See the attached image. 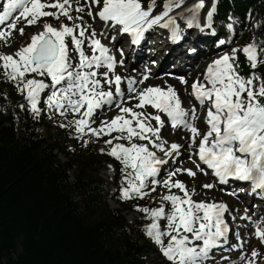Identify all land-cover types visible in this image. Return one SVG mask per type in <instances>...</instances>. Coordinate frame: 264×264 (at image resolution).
I'll list each match as a JSON object with an SVG mask.
<instances>
[{
  "label": "snow or ice",
  "instance_id": "6c2138e0",
  "mask_svg": "<svg viewBox=\"0 0 264 264\" xmlns=\"http://www.w3.org/2000/svg\"><path fill=\"white\" fill-rule=\"evenodd\" d=\"M156 3L157 0H151L144 7L142 0H83V4L81 0H2L0 42L5 47L11 46L12 34L21 20L25 22L24 27L18 29L21 36L25 35L26 27L37 26L45 17L61 23L57 28L44 20L43 30L33 34L30 43L21 46L13 54L0 53V69L3 70L0 75L25 96L34 117L38 118L42 110H52L65 118L71 113L73 117L79 118L67 120L60 127L74 128L77 139L83 140L85 136L96 139L111 137L105 140V145H111L106 154L122 165L127 184L121 189L122 198L144 199L156 191L157 185L168 190V194L162 196V200L170 204L167 211L164 204L158 208L136 209L151 220L146 227V235L170 264H204L210 252L219 246L217 241L225 238L229 231L224 220L228 207L223 203L195 201L194 190L190 192L182 181H174L172 177L180 172L192 178L196 177L197 172L207 174L201 167L203 164L212 171L220 184L230 179L250 182L254 193L259 190L260 194H264V75L257 72L264 65V38L254 39L242 49L233 48L231 54L223 55L207 68L204 78L206 83L197 81L191 85L192 95L201 107L208 104L205 117L208 131L201 133L192 122L197 119L195 108L191 113L185 111L174 88L168 86L165 90L150 86L137 90L136 86L149 78L147 74L139 81L127 80L128 92L136 93L135 98L139 103L132 107L122 106L123 78L120 75L109 78V73L114 74L118 62L110 54V49L97 38L98 34L92 25L84 21L87 9L86 14L93 21L98 18L113 30L119 26L122 33L133 37L134 44L139 43L144 33L157 25L161 28L175 26L172 31L176 38L178 25L175 18H168L164 23L161 21L169 17L174 7L182 6L184 0H167L162 13L153 16ZM217 3L218 0H212V6L206 14L207 22L212 20ZM93 8L98 11L94 13ZM204 8L205 0H198L189 9L191 16L185 18L189 28L200 27L198 16ZM73 11L77 15L73 16ZM258 26L264 27V24ZM232 27V24L228 25L229 29ZM99 35L104 36V32L101 31ZM114 41L115 37L112 36L110 42ZM86 42L91 55L86 54ZM227 42L220 40L219 44ZM119 51L123 56V50ZM73 52L76 53L75 58ZM237 52L244 54L251 69L247 76L239 72ZM77 58L78 63L75 62ZM101 68L107 71L101 73ZM29 76L33 78H26ZM98 76L102 77L109 90L104 89ZM35 77H46L51 83ZM180 80L181 83H187L183 78ZM113 84L115 93L111 91ZM49 89L50 94L43 101L45 109H41L38 107L41 95ZM113 104L119 108L120 114L111 120H101L98 127H93L97 110H103L105 105L111 108ZM146 105L165 114L172 128L191 133L187 147L193 149L189 159L192 155L198 157L199 163L193 161L196 171L177 168L168 173L167 179H157L161 166L173 159L174 153L179 154L182 145H169L162 139L161 129L165 122L161 115L134 110L143 109ZM20 107L23 108V105ZM152 121L156 122L155 126ZM113 133L117 135L113 136ZM113 141H126V144ZM134 141H147V144ZM89 142L84 140L85 145ZM149 145L168 159L158 157ZM101 152L105 153V149H101ZM202 187L212 189L215 185L204 184ZM174 188L183 195L172 193ZM242 218L251 219L247 216ZM161 221L165 222L163 227ZM253 225L256 238L264 244V226L257 221H253ZM260 255L258 250L253 249L247 264H256ZM240 259L244 260L245 256L242 255Z\"/></svg>",
  "mask_w": 264,
  "mask_h": 264
},
{
  "label": "trees",
  "instance_id": "16d2710c",
  "mask_svg": "<svg viewBox=\"0 0 264 264\" xmlns=\"http://www.w3.org/2000/svg\"><path fill=\"white\" fill-rule=\"evenodd\" d=\"M216 20L232 24L246 46L264 38L258 26L264 0H218ZM237 57L247 76L244 54ZM257 72L264 75V65ZM5 86L0 83V264H162L154 242L127 218L143 204L113 199L123 180L103 176L107 156L70 153L60 132H40L53 127L44 110L34 117L24 96L16 89L6 94Z\"/></svg>",
  "mask_w": 264,
  "mask_h": 264
},
{
  "label": "rangeland",
  "instance_id": "374dc122",
  "mask_svg": "<svg viewBox=\"0 0 264 264\" xmlns=\"http://www.w3.org/2000/svg\"><path fill=\"white\" fill-rule=\"evenodd\" d=\"M142 2L144 4H149L148 0H142ZM159 2H160V0H159ZM166 3H167V0H166ZM205 3H207L208 7L211 8L212 0H205ZM81 4H83V0H81ZM147 6L148 5H144V7H147ZM0 10H2V8H0ZM46 10L55 11V9H46ZM86 11H87V9H86ZM86 11H85V14H84V21L87 22L88 24L92 25V28H94V23L92 22L93 19L87 16ZM96 11H98V9L97 8H93V12L95 13ZM162 11H163V8L158 10L157 7L155 6L154 7V11L152 12L153 16L162 13ZM170 13H172V11ZM72 15L75 16V15H77V13L73 11ZM44 20H47L49 23L53 24V26H55L57 28L60 27L61 21L53 20L51 17H45V18H43V20H41V22L37 26L26 27L25 28V35L21 36L19 34L18 29L20 27H24V23H25L23 20H21L18 23L17 30L15 32H13V34H12L11 46L10 47H5L3 45V43L0 42V53L13 54L21 46H24V45H27L28 43H30V37L33 34L39 33L40 31L43 30V22H44ZM61 20H63L65 23H68L64 18H61ZM203 22H204V20H203ZM209 23L210 22H208V26H206L204 24L205 27L202 30H206L207 34H210L212 36L211 41L209 39L211 37H209V38H204L203 37V31L200 33L199 30H196L195 36H196V38L198 37L200 39L199 40V44H202V47L200 45H198V44L191 43L192 39H187V40L185 39L184 46L182 48L177 49L176 51H170L168 49L163 48V50L160 51L159 55L155 54V57L153 56V59H151V60H153L156 63V65H158V67L155 68V71H153V73H150L151 76H149V78L150 79H156V78L158 79L159 77L162 76L160 74L164 73V74H167V76L169 78H171V79L173 78V79H176L178 81V78L172 77L171 72H168V71L164 72L166 70H163V72L160 71V66H161V63H162V59L163 58L165 59L169 53L181 52V55L186 60L188 58L185 56V54L190 56V52L197 48L198 51L200 52V53H198V51L196 49V51H197L196 58L198 60V62L196 64L197 65V69H194L195 72L194 71L191 72L193 74H187L186 76L184 75V74H186L185 72L180 74V75H184V77H181V78L186 80L187 83L186 84L181 83V80L179 78V81L177 83H178V85L180 87L177 86V85L169 84L172 88L175 89L176 92H177V89L179 90V88H180V91L182 90L181 95L179 96L180 99H182V97H183L185 100H191V95H192L191 85L194 82H197V81L202 82V83H206L204 78H205V74H206L207 68L210 65H212L215 60L219 59L223 55L231 54L233 48L242 49L243 46H244V44L242 43V40H240V37L237 36L238 38L236 37V39H234L233 43L230 46L229 45L227 46L228 49L226 51H224V52L221 51V52H218L217 54L215 52L209 54V51L215 50V47H213V44H215L216 42H218L219 39H221V37H219V36L224 35L223 36L224 38H222V40L230 42V40L232 38L231 33L235 32V31L229 29L226 26V24L219 22V25L222 28H224L223 29L224 33L223 34L217 33L213 29L212 23L210 24V26H209ZM0 27H3V26H0ZM109 28L110 27L106 28V25H105L102 30L98 29L97 38L100 37L99 38L100 40H102V38L105 40V35L107 34ZM89 31H91V29ZM101 31H104V36H102V37L99 35V33ZM111 31H112V29H111ZM226 33H227V35H225ZM112 36L116 37V35H111L110 38ZM108 41L110 42V39ZM161 43L163 44V41H161ZM115 44H117L116 39H115L114 42H110V44L108 46H107V44H104V45L107 46L108 48L109 47L111 48ZM190 46H195V47L187 49ZM141 50H143V47L141 48ZM85 51H86L87 55H91L92 54L91 49L87 47V42H86V45H85ZM154 53H155V51H154ZM240 53L241 52H237V55H239ZM72 54L76 56L75 52H73ZM123 59H124V54H123V56H121V54H120V61H123ZM188 60L190 62L192 61L190 59H188ZM130 61H125L122 64H119V66L116 69V71L114 72V74L113 73H109V78H114V75H120L123 79H126V81H127L129 79L136 78V76H138V75L139 76L142 75L143 71H145V69L149 70L150 68H148V67H149V65L151 66V64H147L146 63V64H142L141 66L138 67V69L135 70L134 68H132V62H130ZM76 62L78 63V58L76 59ZM194 63H196V62H194ZM156 69H157L158 73H156ZM2 71L3 70L0 69V73H2ZM139 71H140V73H138ZM100 72L103 73V72H105V70H101ZM144 73H148V72H144ZM33 76H34V74H33ZM26 78H33V77L29 76V77H26ZM35 78L36 79H44L45 83H48V84L51 83L50 79H48L46 77H35ZM97 78L101 79V83H102L104 89L105 90H109V86L104 83L102 77L98 76ZM0 83L7 84V86H5L6 94H9V91L11 89H13V90L16 89L14 84L5 81L2 75H0ZM125 83H124V93L127 92V88H128V86ZM161 83H163V82H161ZM168 83H170V82H168ZM151 85L152 86L158 85V86H160L162 88L161 85L155 84V83L151 84V82L148 81V82H145L143 85L137 87V90L138 91L139 90H143V89H145L147 87H150ZM176 86L178 87L177 89H176ZM50 91H51V89L46 90V92L41 95V103L38 105V107H41V106L44 105L43 101L50 94ZM111 91H113V93H115L114 85L111 86ZM135 96H136V93L129 94V96L126 97V99L121 103V105L125 106V107H132L133 105L139 103V101L135 98ZM129 97H132V98L129 99ZM24 98H25V96H24ZM105 106H104L105 110L103 111L104 114L103 113H101V115L97 114V119H96L93 127H98L101 120H111L113 117H115L116 115L120 114V111H119L118 107L114 106V108L113 107L109 108L107 105H105ZM198 106H199L198 110L201 112V115H200L201 117H198L197 122H196V126L198 127L199 131L200 132L202 131L201 133H203L204 131L206 132V126H204L203 123L205 122L206 110L208 108V104L206 103L203 107H201L200 104ZM189 108H191V110L193 109L192 108V104L189 106ZM134 110L138 111V112L151 113L153 115L157 114V111L154 110L153 108L149 107L148 105H146L145 108H143V109H134ZM42 115L47 117V119L49 120V125L51 124V125H53V127L49 126V129L51 131H49V129L47 128L45 131L43 129H40V132L41 133H43V132L53 133L54 132L53 134H57L58 132H60L61 135H62L63 141H64V148H66V150H68L70 153L77 154L79 151H86L87 149H90V150H95L96 152H98L100 154V153H102L101 149H105V153H103V154H105L107 156V158L109 159L110 163L107 164L105 166V169L102 171L103 176L106 179H108L110 181H113V182L116 181V180H118V181H122L123 180V184L120 186V189L114 191L115 192L114 195H113V199L114 200H121V201L130 200V201L133 202L134 205L143 204V206H141L140 208H143V207L158 208V207H160L161 204H164L165 210L166 211L168 210V208L170 207V204L168 202L165 204L164 201L162 200V196L164 194H168V190L165 189L164 187H162L161 185H157L156 186V191L155 192H151V194L149 196H146L144 199H138V198L124 199V198H122L121 189L127 186V184L125 182L124 174L122 173V165L115 158H113V157H111V156L106 154V152L108 150H110L111 145H105V140H108L111 137L103 136L100 139H96L95 137L85 136L83 140H79V139L76 138V133H75L74 128H62V127H60L61 123H66L67 120H71V119L79 118V117H73V115L71 113H69L67 115V117L65 118V117L60 116L59 114L55 113L52 110H44L42 112ZM98 115H100V116H98ZM152 124L155 126L156 122L152 121ZM166 130H168V128H166ZM165 133L167 134L168 132H164V134ZM177 134H178V136H180L179 137V140H180L179 143L181 145L183 143L182 147L188 142V140L190 141V137H191V133L190 132L187 135H185V136L182 135L180 132H178ZM112 135L115 136V135H117V133H113ZM185 139H187V140H185ZM84 140H89L90 142L87 145H85L84 144ZM184 140H185V142H183ZM134 142L147 144L146 141H134ZM198 142H199V139L197 140V143ZM113 143H125L126 144V141H113ZM171 143H174V142H171ZM171 143H169V145ZM149 148H150V150L157 152V156L158 157H162V158L164 157L163 153L158 152L157 150L152 148L151 145H149ZM191 152H193V149L190 150L187 147L186 149H183L182 151L180 150L179 154H175L174 153L173 159H171V161H169L168 164L166 165L168 167L167 173L162 177L161 181L168 178V173L169 172H172L175 169H177V168L172 169V166H174V164H176L175 166L180 168V169H192L193 171H196L195 164L193 163L195 155H192L191 159H189V156H190ZM183 153H185V154H183ZM186 159H188L187 163H191L190 165H186ZM63 160L65 161L66 159L63 158ZM176 160H177V163H175ZM75 174H76V172H72L71 173L72 179H74ZM172 179L174 181L175 180L182 181L187 186V188H188V190L190 192H192L194 190L193 199L195 201H197V202L203 201V202H207V203H213V202L215 203V200L216 201H220L219 199H217L218 195H223V194H220V193H231L230 190L229 191L228 190H224V189L218 190L216 187H214L212 189L203 188L202 185H204V184H213V183H212V180H210V178L208 176H206L205 174H203L201 172H197L195 178L189 177L186 173L180 172V173H177V175L173 176ZM146 191H150V190L146 189ZM172 193H174L176 195H181V196L183 195V193L180 192L179 189H175V188L172 189ZM211 197H215V200H211L210 199ZM242 202H243V200L239 201V204L236 207V210H241L243 212H246V210H248L249 207L246 204L242 203ZM110 205L112 207H114V208L117 207L116 203L113 200L110 201ZM136 209H137V207L134 208V210H135L134 212L133 211L126 212L127 213V218H128V220L131 223H133V224L137 223L140 227H142V229L144 230V232L146 234V227H147L148 224L151 223V220L148 219L146 214H144L141 211H137ZM236 212L227 213L228 216L226 215L227 216L226 220L228 221V223L231 222V223L234 224V225H232L235 228L234 229V233L235 232L236 233H240V232L244 231L246 235L253 236L255 228L254 227H248L247 229H244V227H246V225H248V223L240 216L241 214L237 217ZM231 214H232V216H231ZM261 220H262V217L258 218V220H256V221L260 222ZM164 223H163V225H164ZM231 223H230V227H232ZM163 225H161V226L163 227ZM230 230H231V228H230ZM234 235L235 234H232V236H230V239H229L230 240V246L226 247V249H228L229 251H231V247H233V246L238 244V242H239L238 240H239V238H241V236H239L238 238H235ZM165 242H167V241H165ZM257 244H258V251L259 250L261 251V252H259V253H261V255H260V257L258 259H260V261L263 262L264 261V251H263L264 247L262 246V243H260V241L257 242ZM239 247L236 248V250H239V249L242 250V248H241L242 246L239 245ZM252 247L251 248H245L243 251H241V253H242L241 256L245 255V254L247 255V253H248V256L250 257V255L252 253ZM246 249H248V252H246L247 251ZM255 249H257V247H255ZM154 250L157 251L158 254L161 257V260H158V262H161L162 264H170V262L167 261V259L161 254V252H160V250H159V248H158V246L156 244L154 245ZM220 256L221 255L218 254V252H216L214 254V257L218 259L217 261L215 260V264H229V260L225 261L224 257H220ZM227 259H229L228 255H227ZM236 263H238V264H244L245 263L246 264L247 261L245 259L244 260L240 259V260L236 261ZM204 264H209V263L204 262Z\"/></svg>",
  "mask_w": 264,
  "mask_h": 264
},
{
  "label": "bare ground",
  "instance_id": "6f19581e",
  "mask_svg": "<svg viewBox=\"0 0 264 264\" xmlns=\"http://www.w3.org/2000/svg\"><path fill=\"white\" fill-rule=\"evenodd\" d=\"M2 0H0V4L2 3L1 2ZM184 1H186V0H184ZM164 2L166 3V1L164 0ZM188 8V6L186 7V9ZM210 7H208L207 5H206V10L208 11V9H209ZM171 13H169V15H170ZM206 14H207V12H206ZM152 15H153V13H152ZM61 18H63V17H61ZM169 17H166L165 18V20H167ZM93 23H94V29L96 30V32L98 31V29H100V30H102L103 28H104V26L106 25V28L107 27H110L108 24H105L104 22H102V21H100L98 18L95 20V21H92ZM162 23V22H161ZM212 23V20L210 21V24ZM204 24L206 25V26H208V22L206 21V15H205V19H204ZM159 26L157 25V26H153V28H151L150 30H149V32H148V38H147V40H146V42H145V44L142 46L143 47V50H141V48H135V49H133L132 50V52L130 53V57H129V59L132 61V68H134L135 70L136 69H138V67L139 66H141L142 64H151V68L152 69H149L147 72H150V73H153V71H155V68H157L158 67V65H156V63L153 61V60H151V59H153V56L155 57V54L156 55H159L160 54V51L161 50H163V48H165V49H168V50H170V51H176L177 49H179V48H182L183 46H184V41H185V39L187 40V39H192V42L191 43H195V44H198V45H200L201 47H202V44H199V38L197 37L196 38V36H194V38H191V37H189V36H185V31L183 30V28H186L185 26H183V27H180V36L179 37H182V41L181 42H176V38H173V39H170L169 37H166V40H163V44L161 43V39H159V36L157 37V38H155L154 39V35H155V31H156V29L158 28ZM156 28V29H155ZM111 27L108 29V32H107V34L105 35V40L102 38V40H101V42L102 43H104V44H106V43H108L109 41V39H110V36L111 35H114V34H117L118 33V30L120 29L119 28V26H117V28L115 29V30H113L112 29V31H111ZM203 31V37L204 38H209V37H211V38H209L210 39V41H211V39H212V36L210 35V34H207V32H206V30H201V31H199L200 33ZM104 32V31H103ZM194 33H196V30L194 31ZM228 33V32H227ZM227 33L225 34V35H227ZM224 35H221V36H219V37H221V39H219L218 40V42H216L215 44H213V47H215V50H211V51H209V54H211V53H218V52H221V51H226L228 48H227V46L229 45H231L232 43H233V41H234V39H236V37H235V35L233 34V33H231V36H232V38H231V40H230V42H227V43H225L224 45H220L219 44V41L220 40H222V38H224L223 37ZM102 37V36H101ZM100 38V37H99ZM124 38H126L125 37V34L124 33H122L121 31H120V37H119V41H122ZM110 43V42H109ZM120 45H118V42H117V45H114L113 47H111V54H112V50H117L118 49V47H119ZM195 46H190V47H188L187 49H189V48H194ZM197 49V48H196ZM202 50V49H201ZM154 51H155V53H154ZM197 51H198V49H197ZM203 51V50H202ZM154 53V54H153ZM198 53H200L199 51H198ZM73 55V54H72ZM171 55V56H170ZM185 56L188 58V59H190V60H192L191 62L188 60V59H186L185 60V58L181 55V52H178V53H169L168 55H167V57L164 59H162V63H161V66H160V71H162L163 72V70H166V71H164V72H171V75H172V77H176V78H178V81H179V78H181V77H184V75L186 76L187 74H193V73H191V72H195V70L194 69H197V62H198V60H197V58H196V56L195 57H190V56H188L187 54H185ZM209 56V55H208ZM73 57L75 58L76 56L75 55H73ZM196 62V63H194V62ZM76 62V61H75ZM77 63V62H76ZM196 67V68H195ZM187 70V71H186ZM135 72V71H134ZM145 71H143V74L142 75H138V76H136V78H134L135 80H137V81H139V80H141L142 79V77H143V75L145 74L144 73ZM186 73V74H184V75H180V74H182V73ZM132 73V72H131ZM138 73H140V71L138 72ZM156 73H158V71H157V69H156ZM160 75H162L161 77H159L158 79L156 78V79H150V78H148L145 82H148V81H150L151 82V84L152 83H155V84H159V85H161L162 86V89H166L168 86H170L169 84H173V85H177V86H179L178 85V81L176 80V79H171V78H169L168 76H167V74H160ZM179 75V76H178ZM149 76H151V74H149ZM165 81V82H164ZM125 82H127L126 81V79H122V83L124 84ZM144 82V83H145ZM161 82H163V83H161ZM168 82H170V83H168ZM143 83V84H144ZM143 84H138L136 87H139V86H141V85H143ZM152 86V85H151ZM156 86H158V85H156ZM176 86V89L178 88ZM160 87V86H159ZM180 87V86H179ZM182 88V87H181ZM181 92H182V90L180 91V88H179V90L177 89V94H178V96H180L181 95ZM127 96H129V93L128 92H126V96H125V98L127 97ZM179 99H180V97H179ZM180 101L182 102V104H183V106H187V104L190 102V100H185L183 97H182V99H180ZM114 106H115V104H113L112 105V107L114 108ZM106 107V106H105ZM111 107V108H112ZM105 109L103 108V110H97V114H100L101 115V113H103V111H104ZM104 114V113H103ZM100 115H98V116H100ZM201 117V116H200ZM96 119H97V116H96V118H95V121H96ZM200 123V122H199ZM94 125V124H93ZM203 125L204 126H206V132L208 131L207 129H208V127H207V125H206V123L204 122L203 123ZM166 128H168V130H166ZM202 130V129H201ZM173 131V132H172ZM164 132H168L167 134L165 133L164 134ZM202 132V131H201ZM205 132V131H204ZM203 132V133H204ZM178 132H176V130H170L169 129V127H168V125H166V126H164V128L163 129H161V137H162V139L163 140H166L167 142H168V144L169 143H171V142H174V143H177V144H180L179 142H180V140H179V137L180 136H178V134H177ZM181 133V132H180ZM189 132L187 131V130H184L183 131V133H181L182 135H187ZM180 135V134H179ZM185 140H187V139H185ZM185 140L183 141V142H185ZM147 142V141H146ZM189 140H188V142L180 149L181 151L183 150V149H186L187 148V145L189 144ZM158 143H159V141H158ZM181 145V144H180ZM182 145H183V143H182ZM156 150V149H155ZM191 150V149H190ZM183 154H185V153H183ZM174 155V154H173ZM162 158V157H161ZM163 158H165V159H167V157H163ZM169 161H171V159H169ZM187 161H188V159H186V165H190L191 163H187ZM194 161H196L195 159H194ZM175 163H177V160H176V162ZM168 164V163H167ZM167 164H165V165H163V166H161V171H160V174H159V176L157 177V179H159V180H161L162 179V177L167 173V169H168V167L166 166ZM176 164H174V166H172V169H174V168H178V167H176L175 166ZM229 191V190H228ZM231 193H220V194H223V195H218L217 196V199H219L220 201H216L215 200V197H211L210 199L211 200H215V203H217V204H219V203H223V204H225V205H227V207H228V211L224 214V220L225 221H227L226 220V217L228 216V214L227 213H231V212H236V214H237V217L240 215L241 217H245V216H247V217H250L251 219L249 220V219H244L247 223H248V225H246V227L248 228V227H254V225H253V221H256V220H258V218H260L261 217V215L264 213V204H262V205H260V207L259 206H257L256 204V206L258 207V211L257 210H253V209H251L250 207H249V209L248 210H246V212H243V211H241V210H236V207L238 206V204H239V201L240 200H243L241 197H239L234 191H230ZM245 192H247V190L245 191ZM217 193V192H216ZM232 193H234V194H232ZM219 194V193H218ZM241 194H243V193H241ZM245 201L243 200V202L242 203H244ZM164 203L166 204L167 202H165L164 201ZM245 204V203H244ZM235 214V215H236ZM227 215V216H226ZM231 216H232V214H231ZM231 221V220H230ZM236 222V221H235ZM261 222V225L262 226H264V219L262 220V221H260ZM161 223V225H163V223H164V221H161L160 222ZM231 223V222H230ZM230 223H228V221H227V226H228V229L230 228ZM232 225H234L233 223H231V226ZM233 227V226H232ZM234 228V227H233ZM260 240H258L257 238H256V236H255V229H254V233H253V236H250V235H247V236H245L244 237V241L242 242V243H240V242H238V244L237 245H235V246H233V247H231V251H229L228 249H225V248H223V249H221V248H219V247H216V248H214L211 252H210V254H209V258L205 261L206 263H209V264H215V260L217 261L218 259L217 258H215L214 257V253L215 252H218V254H220L221 256L220 257H224V260L226 261V260H229V264H238V263H236V261H238V260H240V256H241V251H243L245 248H251L252 246V250L253 249H255V247H257V249L256 250H258V244H257V242H259ZM198 244L199 243H201V242H197ZM261 243V242H260ZM218 245H220V244H218ZM239 245L240 246H242L241 248H242V250H236V248H238L239 247ZM250 246V247H249ZM240 248V247H239ZM221 249V250H220ZM247 251L246 252H248V249H246ZM264 251V250H263ZM259 252H261L260 250H259ZM245 254V253H244ZM261 254V253H260ZM227 255H228V257H229V259H227ZM250 255V254H249ZM245 256V260L247 261L250 257H251V255H250V257L248 256V253H247V255L245 254L244 255ZM259 257H257V259H256V264H264V261L263 262H261L260 261V259H258ZM243 263V262H242ZM245 264V263H244ZM247 264V263H246Z\"/></svg>",
  "mask_w": 264,
  "mask_h": 264
}]
</instances>
